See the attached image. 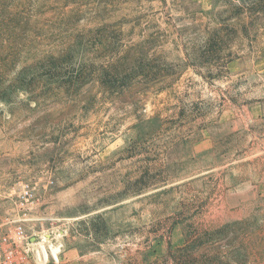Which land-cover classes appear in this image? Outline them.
<instances>
[{"label":"rangeland","instance_id":"rangeland-1","mask_svg":"<svg viewBox=\"0 0 264 264\" xmlns=\"http://www.w3.org/2000/svg\"><path fill=\"white\" fill-rule=\"evenodd\" d=\"M197 3L0 0V212L35 187L30 264H264V0ZM125 55L121 93L98 73Z\"/></svg>","mask_w":264,"mask_h":264},{"label":"built area","instance_id":"built-area-1","mask_svg":"<svg viewBox=\"0 0 264 264\" xmlns=\"http://www.w3.org/2000/svg\"><path fill=\"white\" fill-rule=\"evenodd\" d=\"M38 202L35 187L22 181L15 200L17 210L0 212V264H30L36 257V238L28 227Z\"/></svg>","mask_w":264,"mask_h":264},{"label":"trees","instance_id":"trees-1","mask_svg":"<svg viewBox=\"0 0 264 264\" xmlns=\"http://www.w3.org/2000/svg\"><path fill=\"white\" fill-rule=\"evenodd\" d=\"M130 55H125L111 62V66L98 73V79L103 84H111V87L120 90L121 93L127 92L132 86V82L137 74L129 69L128 60ZM122 66V67H121ZM88 74L86 71L79 73V78H85Z\"/></svg>","mask_w":264,"mask_h":264},{"label":"bare ground","instance_id":"bare-ground-1","mask_svg":"<svg viewBox=\"0 0 264 264\" xmlns=\"http://www.w3.org/2000/svg\"><path fill=\"white\" fill-rule=\"evenodd\" d=\"M42 248H44V250H41V251H43V252H41L40 251V253H42L43 254V256L45 257V260H47L46 258H47V254H48V252H47V250H46V248H45V246H44V244L42 243V246H41ZM57 251H58V247L56 248H54L53 247V253H54V255L57 257ZM39 253V260H41V261H44V258H43V256H41V254ZM40 257H41V259H40ZM45 262V261H44ZM43 263V262H42Z\"/></svg>","mask_w":264,"mask_h":264},{"label":"crops","instance_id":"crops-1","mask_svg":"<svg viewBox=\"0 0 264 264\" xmlns=\"http://www.w3.org/2000/svg\"><path fill=\"white\" fill-rule=\"evenodd\" d=\"M195 1H197L198 3V5H197V8L199 7V6H201V4H205L204 2H205V0H195Z\"/></svg>","mask_w":264,"mask_h":264}]
</instances>
